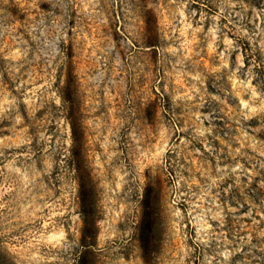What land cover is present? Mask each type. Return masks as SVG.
I'll return each mask as SVG.
<instances>
[{
  "label": "rangeland",
  "instance_id": "obj_1",
  "mask_svg": "<svg viewBox=\"0 0 264 264\" xmlns=\"http://www.w3.org/2000/svg\"><path fill=\"white\" fill-rule=\"evenodd\" d=\"M0 264H264V0H0Z\"/></svg>",
  "mask_w": 264,
  "mask_h": 264
}]
</instances>
